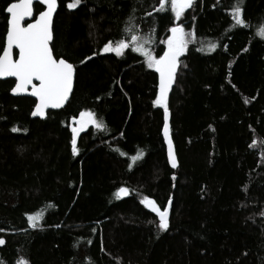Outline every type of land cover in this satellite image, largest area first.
Masks as SVG:
<instances>
[{"label":"trees","instance_id":"16d2710c","mask_svg":"<svg viewBox=\"0 0 264 264\" xmlns=\"http://www.w3.org/2000/svg\"><path fill=\"white\" fill-rule=\"evenodd\" d=\"M12 1L0 0V53ZM69 2L51 42L76 68L65 107L31 118L34 99L0 80V264H264V0L240 4L246 27L238 0H194L179 20L170 0ZM176 24L190 37L168 93L173 168L157 76L130 38L157 58ZM121 39V56L102 51ZM89 111L104 127L84 128L73 155V119ZM140 197L168 207L166 230Z\"/></svg>","mask_w":264,"mask_h":264},{"label":"snow or ice","instance_id":"6c2138e0","mask_svg":"<svg viewBox=\"0 0 264 264\" xmlns=\"http://www.w3.org/2000/svg\"><path fill=\"white\" fill-rule=\"evenodd\" d=\"M167 2L168 0H159L160 8L158 11H164ZM242 2L243 0H238V3L233 6L232 19L236 27L247 26L240 7ZM38 3L46 6V10L40 11L35 22L28 23L26 27L22 26V21L26 17H32L33 0H18V2L10 3L7 6L6 12L10 18L7 20L6 46L3 48V55H0V78L15 77V87L12 92L14 94L24 93L31 86L30 95L36 97L39 101L32 113L33 116H43L45 109L61 108L64 105L73 91L75 72L74 65L65 58H56L54 45L50 47V42L53 40V15L57 12L58 0H38ZM193 3L194 0H170L171 11L174 13L175 19L179 20L184 11L190 8ZM80 4L81 0H72V2L67 3L66 7L73 10ZM148 15H151V13H148ZM170 32L172 34L165 42L167 48L159 58L147 52L136 35H132L130 39L133 42L132 51L143 54L146 57L147 66L154 68L159 73V93L153 103L163 108V134L168 143V159L171 166L176 168L177 161L172 151V141L169 136L168 93L174 82L178 57L184 53L187 47L185 36L188 34L179 25L172 27ZM257 35L264 39V26L258 29ZM13 47L19 50V58L16 60L12 58ZM128 47L129 44L121 39L115 43V47L112 46L111 41L106 43L102 51L115 52L117 56H121L124 49ZM212 47L214 49L215 45ZM86 59L90 60L91 57ZM83 62L81 61V63ZM33 80L38 81L39 84H34ZM76 123L79 127L71 129L73 155L78 152L77 136L86 124L91 123L98 128L104 127L103 122L96 120L95 114L90 111L81 112L80 119ZM18 130L17 128L12 129L13 132ZM137 158L134 156L132 160L135 161ZM121 194L127 195L128 189L121 187L116 193L117 198ZM141 203L158 216V228L166 230L169 226L168 207L161 210L156 202L148 197H144ZM169 204H171V200ZM27 219L31 227H36V222L42 219V213L28 215ZM4 243L5 241L0 239V245Z\"/></svg>","mask_w":264,"mask_h":264},{"label":"water","instance_id":"95a60500","mask_svg":"<svg viewBox=\"0 0 264 264\" xmlns=\"http://www.w3.org/2000/svg\"><path fill=\"white\" fill-rule=\"evenodd\" d=\"M13 2H18V0H16V1H12V2H10V3H13ZM10 3H9V4H10ZM9 4H8V5H9ZM35 4H39V3H38V0H33V15H32V17H26L25 20L22 21V26L26 27L28 23H33V22H35V19L38 18L39 13L36 14V15H34V5H35ZM8 5H7V6H8ZM39 5L42 7V10H41V11L46 10V6L41 5V4H39ZM58 5H59V4H58ZM7 6L5 7L4 12H5V14L7 15V20H8V19L10 18V16H9V14L6 12V8H7ZM55 14H56V13H54V15H53V19H54ZM177 25L183 27L185 33H188V31L186 30V28L184 27L183 24L172 25V26L169 28V30H168V36H167V39H168V37L172 34V33L170 32V29H171L172 27H174V26H177ZM52 29H53V23H52ZM6 31H7V27H6ZM52 32H53V31H52ZM167 39L165 40V42L167 41ZM51 42H52V41H51ZM51 42H50V47H51ZM5 46H6V33H5V37H4V45H3V48H4ZM166 48H167V44L165 45L164 50H163V52H162L161 55H163V53H164V51L166 50ZM0 55H3V49H2V51H1V53H0ZM161 55H160V56H161ZM12 58H13L14 60H16V59L19 58V50L16 49L15 47H13V49H12ZM60 58H62V57H60ZM157 58H159V57H157ZM179 58H180V56L178 57V60H177V70H176V73H177V71H178V69H179ZM58 59H59V58H58ZM68 62H69V61H68ZM70 63H71V62H70ZM72 64H73V63H72ZM73 65H74V69H75V72H74V80H73V89H74L75 75H76V68H75V64H73ZM154 71H155V69H154ZM155 73H156V76H157V89H158V93H159V73H157L156 71H155ZM176 73H175V77H174V82H175V78H176ZM6 79H11V80L14 81L13 86H12L11 90L9 91L10 95H12V96H14V97H18V96H27V97H31V98L34 99V101H35V105H34L32 111H31V113H30V117H31V118L45 119L46 116H47L48 111H56V110H60V109L64 108L65 105L69 102V100H70V98H71V96H72V93H73V91H72V93H70V95H69V99L64 103V105H63L61 108H47V109H45V112H44V115H43V116H39V115H37V116H33L32 113L35 111L36 104L39 103V101H38V99H37L36 97H33V96L30 95L31 90H32V89H31V86H29L28 89H27V91L24 92V93L14 94V93L12 92V89L15 87V77H3V78H0V80H6ZM174 82H173L171 88L173 87ZM33 83H34V84H37V85L39 84V82H38V81H35V80H33ZM171 88H170V90H171ZM170 90H169V92H170ZM77 120H79V119H76V121H77ZM78 127H79V125H78ZM161 133H162V138H163V141H164V144H165L167 160H168V163L170 164L169 159H168L169 148H168V143L166 142L165 137H164V134H163V124H162V128H161ZM169 136H170V120H169ZM170 139H171V141H172L171 136H170ZM172 151H173V154H174V156H175V158H176V161H177V157H176V153H175V148H174L173 141H172ZM170 165H171V164H170ZM128 192H129V191H128ZM127 195H128V194H127ZM125 196H126V195L121 194L120 197H125Z\"/></svg>","mask_w":264,"mask_h":264},{"label":"rangeland","instance_id":"374dc122","mask_svg":"<svg viewBox=\"0 0 264 264\" xmlns=\"http://www.w3.org/2000/svg\"><path fill=\"white\" fill-rule=\"evenodd\" d=\"M186 34H188V35H186L185 37H186V41H188L189 40V37H190V32H188V33H186ZM145 49V48H144ZM147 52H149L147 49H145ZM151 53V55L152 56H154V53H152V52H150ZM143 55V54H142ZM144 56V55H143ZM155 57V56H154ZM144 58H145V64H146V66H147V60H146V57L144 56ZM148 67V66H147ZM149 68V67H148ZM154 69V68H153ZM80 117V116H79ZM89 125H91V123H88V124H86L85 126H84V128H86L87 126H89ZM73 127H76V125H75V123H73V125L71 126V128H73ZM144 199V198H143ZM149 209V208H148ZM159 220V219H158ZM20 264H25L24 262H21Z\"/></svg>","mask_w":264,"mask_h":264},{"label":"bare ground","instance_id":"6f19581e","mask_svg":"<svg viewBox=\"0 0 264 264\" xmlns=\"http://www.w3.org/2000/svg\"><path fill=\"white\" fill-rule=\"evenodd\" d=\"M41 7V6H40ZM5 10V9H4ZM41 10H42V7H41ZM41 10H39L38 12H35V8H34V15H36V14H38ZM5 13V12H4ZM34 105H35V103H34ZM34 105H33V107H34ZM33 107H32V109H33ZM32 109H31V111H32ZM31 111H30V113H31ZM76 119H80V117H77ZM76 119H73V123H75V125H76V127H78V124L76 123ZM73 125V124H72ZM119 190V189H118ZM117 190V191H118ZM117 191H116V193H117ZM129 193V192H128ZM127 196V195H126ZM125 196V197H126ZM119 198H123V197H119ZM143 200V197H140V201H142Z\"/></svg>","mask_w":264,"mask_h":264}]
</instances>
